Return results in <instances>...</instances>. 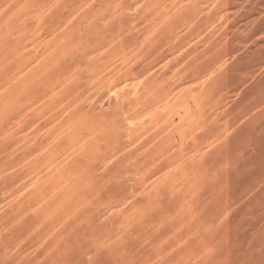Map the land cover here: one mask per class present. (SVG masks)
Returning a JSON list of instances; mask_svg holds the SVG:
<instances>
[{"label": "rangeland", "instance_id": "374dc122", "mask_svg": "<svg viewBox=\"0 0 264 264\" xmlns=\"http://www.w3.org/2000/svg\"><path fill=\"white\" fill-rule=\"evenodd\" d=\"M0 176V264H264V0H0Z\"/></svg>", "mask_w": 264, "mask_h": 264}, {"label": "bare ground", "instance_id": "6f19581e", "mask_svg": "<svg viewBox=\"0 0 264 264\" xmlns=\"http://www.w3.org/2000/svg\"><path fill=\"white\" fill-rule=\"evenodd\" d=\"M98 83V82H97ZM167 91V90H166ZM166 108V107H165ZM151 160V159H150ZM19 167V166H18ZM17 168V167H16ZM47 170V169H46ZM45 170V171H46ZM2 172V171H1ZM18 174V173H17ZM1 177V176H0ZM7 177V176H6ZM4 179V178H3ZM5 180V179H4ZM41 181V180H40ZM39 182V181H38ZM20 183V182H19ZM12 191V190H11ZM44 191V190H43ZM12 194V193H11ZM39 245V244H38ZM23 257V256H22ZM15 264V263H14Z\"/></svg>", "mask_w": 264, "mask_h": 264}]
</instances>
